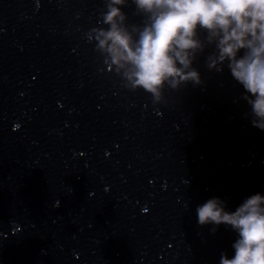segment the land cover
I'll use <instances>...</instances> for the list:
<instances>
[{
    "label": "clouds",
    "instance_id": "1",
    "mask_svg": "<svg viewBox=\"0 0 264 264\" xmlns=\"http://www.w3.org/2000/svg\"><path fill=\"white\" fill-rule=\"evenodd\" d=\"M140 23H128V0H105L103 25L89 41L130 91L143 90L154 103L166 88L202 83L194 63L205 56L209 71L227 67L242 85L252 125L264 130V0H131ZM203 34V36H202ZM200 226H230L238 233L234 256L220 264H264V195L246 198L235 211L218 197L196 208Z\"/></svg>",
    "mask_w": 264,
    "mask_h": 264
}]
</instances>
